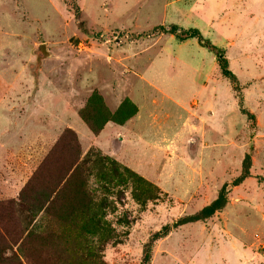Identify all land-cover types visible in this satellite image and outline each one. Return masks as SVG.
<instances>
[{"label": "rangeland", "instance_id": "374dc122", "mask_svg": "<svg viewBox=\"0 0 264 264\" xmlns=\"http://www.w3.org/2000/svg\"><path fill=\"white\" fill-rule=\"evenodd\" d=\"M159 26L197 29L238 90L195 39ZM95 117L107 119L96 134ZM88 153L118 172L107 184L104 164L88 165L87 193L109 203L100 242L74 214L43 211ZM245 155L248 176L231 186ZM36 175L47 203L21 213ZM221 187L224 207L169 229L145 264H264V0H0V264H141L151 234Z\"/></svg>", "mask_w": 264, "mask_h": 264}, {"label": "trees", "instance_id": "16d2710c", "mask_svg": "<svg viewBox=\"0 0 264 264\" xmlns=\"http://www.w3.org/2000/svg\"><path fill=\"white\" fill-rule=\"evenodd\" d=\"M161 32L168 33L174 35L175 39L178 42H183L188 39H195L196 42L203 48H205L208 52L212 53L215 56V61L220 73V76L224 78L226 81H228L229 85L231 86L232 90L237 91V85H236V78L234 75L230 72V70L227 67L226 59L223 58L220 51L211 45L207 40H203L200 36L199 32L195 28H189V29H178L176 26L170 27L168 29H165L164 27H158ZM178 31V33L176 32ZM134 110L130 109V111L121 118H114V120H117L115 122L114 120L112 122L119 124V122H123L127 118H129L133 114ZM121 114L118 113V115ZM96 120H98V126L97 128H91L90 131L94 134H96L102 124L107 122V119H101L98 117H95ZM110 120V119H109ZM123 120V121H122ZM64 133L69 135L70 138L68 140H73L72 150L73 153L78 152V146L76 144V140L74 139V135L70 133L68 130H64ZM60 139H65L66 136H61ZM64 149L68 152H71L67 150L68 142L63 141ZM98 154V153H95ZM98 156V155H97ZM93 155L91 153L86 154V156L78 161V159L73 158L72 161L68 164V169L66 172H68V175L66 179L61 184V187L59 191L57 192L58 197L50 198V194L54 191L48 192L47 198L49 199V204L51 207H46L43 211L46 212L48 210V213H52L57 218V214H62V212H65L67 214L71 213L74 214L79 221L75 223L83 230L84 234L91 235L97 238V241L100 242V240H103V236L105 234H108L110 229L109 225L106 221H104L105 213L102 210L107 209L109 203L106 201V198H102L99 202H96L94 198L91 197V192L86 191L85 189V178L90 175V167L88 165L100 163L104 164L102 171L105 169V172L103 173V177L106 178L107 184H112L114 178L118 177V172L116 166H114L112 163V160H108V158L102 156L97 160H94L92 162ZM248 166H249V159L248 156L245 155L243 157L242 163H241V173L240 175L235 178L231 186H237L239 185L247 176H248ZM101 173V174H102ZM108 173L109 175H107ZM122 173L127 174L128 176L126 178L133 179L135 183L141 182L144 184L143 180L136 176L134 173L128 171L127 169L123 168ZM39 175V174H37ZM37 175L32 178V182L27 183L23 189L20 192L24 195L23 198H20V203L17 206L19 208V212H25V213H37L40 209H42V205L40 204V199H44L45 202V194L43 191H38V189L35 191L33 187L36 185H39ZM126 180V179H125ZM62 182V181H61ZM148 191L153 190L156 191L152 186L147 185ZM55 193V192H54ZM148 193V192H147ZM46 198V203H47ZM132 198L135 200L136 203H140L141 205H144L147 201H140L139 197L137 195H133ZM146 199L151 200V197H147ZM156 199V198H155ZM63 202L65 205L56 206L57 202ZM80 201V202H79ZM142 202V203H141ZM69 203V204H68ZM225 204V190L224 187H221L219 192L217 193V196L214 200H212L208 205L204 206L202 209H200L198 212H196L193 215L182 217L177 219L175 222H173L170 226L166 225L161 228V232H155L151 234L148 241L143 244L142 246V258H141V264H145L149 260V248L153 241L159 239L161 235L165 236L166 233L171 228H176L177 226L183 225L185 223H192L196 221H201L206 218H209L213 215L214 212L221 210L224 207ZM69 205V207L67 206ZM67 207L69 209H67ZM114 207H112L113 209ZM65 210V211H64ZM68 210V211H67ZM59 211V212H57ZM81 216V217H80ZM122 223L123 225H128L127 219L125 217L122 218V221H118ZM6 233H8L6 231Z\"/></svg>", "mask_w": 264, "mask_h": 264}, {"label": "crops", "instance_id": "0c3cea01", "mask_svg": "<svg viewBox=\"0 0 264 264\" xmlns=\"http://www.w3.org/2000/svg\"><path fill=\"white\" fill-rule=\"evenodd\" d=\"M186 41V40H185Z\"/></svg>", "mask_w": 264, "mask_h": 264}]
</instances>
